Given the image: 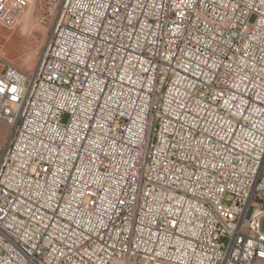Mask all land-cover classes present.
Returning <instances> with one entry per match:
<instances>
[{
	"label": "built area",
	"instance_id": "2783aa9c",
	"mask_svg": "<svg viewBox=\"0 0 264 264\" xmlns=\"http://www.w3.org/2000/svg\"><path fill=\"white\" fill-rule=\"evenodd\" d=\"M48 22L34 70L0 56V264H264V0Z\"/></svg>",
	"mask_w": 264,
	"mask_h": 264
},
{
	"label": "rangeland",
	"instance_id": "374dc122",
	"mask_svg": "<svg viewBox=\"0 0 264 264\" xmlns=\"http://www.w3.org/2000/svg\"><path fill=\"white\" fill-rule=\"evenodd\" d=\"M34 1L0 3V56L16 67L30 71L39 64L54 28L51 22L41 23L43 14L35 21H28L35 7Z\"/></svg>",
	"mask_w": 264,
	"mask_h": 264
},
{
	"label": "crops",
	"instance_id": "0c3cea01",
	"mask_svg": "<svg viewBox=\"0 0 264 264\" xmlns=\"http://www.w3.org/2000/svg\"><path fill=\"white\" fill-rule=\"evenodd\" d=\"M33 4L35 5V7H34V10L32 11V13L30 15V20H28L29 22L35 21V19H37L39 16H41L44 12V0H35ZM27 27H28V24L25 25V27H24L25 30ZM27 71H30V70H27Z\"/></svg>",
	"mask_w": 264,
	"mask_h": 264
},
{
	"label": "bare ground",
	"instance_id": "6f19581e",
	"mask_svg": "<svg viewBox=\"0 0 264 264\" xmlns=\"http://www.w3.org/2000/svg\"><path fill=\"white\" fill-rule=\"evenodd\" d=\"M11 102H20V91H12ZM19 105H9V113H18Z\"/></svg>",
	"mask_w": 264,
	"mask_h": 264
}]
</instances>
